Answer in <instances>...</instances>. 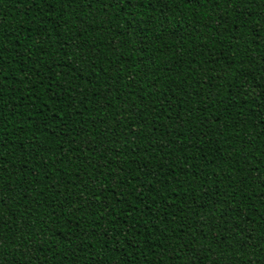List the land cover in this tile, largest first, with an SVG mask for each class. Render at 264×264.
Returning <instances> with one entry per match:
<instances>
[{
  "label": "trees",
  "instance_id": "16d2710c",
  "mask_svg": "<svg viewBox=\"0 0 264 264\" xmlns=\"http://www.w3.org/2000/svg\"><path fill=\"white\" fill-rule=\"evenodd\" d=\"M0 264H264V0H0Z\"/></svg>",
  "mask_w": 264,
  "mask_h": 264
}]
</instances>
